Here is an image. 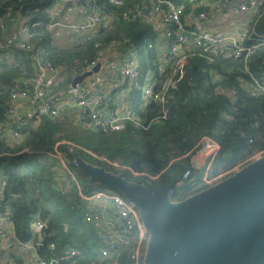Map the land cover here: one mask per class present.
<instances>
[{
  "label": "trees",
  "instance_id": "obj_1",
  "mask_svg": "<svg viewBox=\"0 0 264 264\" xmlns=\"http://www.w3.org/2000/svg\"><path fill=\"white\" fill-rule=\"evenodd\" d=\"M47 1L0 0V19L4 21L0 41L8 36H19L16 27L21 17L29 25L38 22V25H30L26 40L36 47H44L46 57L65 71L62 72L66 74L62 86L71 81L75 74L73 70L96 57L99 42H112V49L121 53L119 59L129 58L127 54L134 47L140 66L155 56L156 49L161 46L160 38L165 28L158 27L160 34L154 32L151 22L144 17L135 20L113 17L106 27L96 30L89 39L72 38L59 43L57 36L56 40L52 35L48 37L52 30L40 24L48 19L45 12ZM171 1L184 4L187 12L190 10L184 0ZM97 2L103 12L111 11L116 16L135 2L148 4V0H123L122 6L114 5L111 0ZM261 9L257 30L264 32V4ZM6 12L11 13L12 20L5 17ZM149 41L154 43V48L146 47ZM11 58L0 61V178L6 180L2 203L10 207L16 238L22 241L30 239L29 222L37 214L46 222V232L57 229L62 223L69 227L86 225L81 215L82 204L76 200L74 188L62 182L60 164L51 154L55 144L70 159L77 156L90 168L120 175L127 181L151 188L173 186L185 166H190V160L205 135L220 145L211 171L213 176L221 174L218 181L254 160L258 152L264 154V93L251 96L246 91L240 80L246 74L242 57L223 59L216 54L215 60L208 62L197 55L189 56L185 78L167 92L165 117H159L162 113L159 104L145 101L139 91L134 95L133 86L128 94L132 98L134 115L143 126L126 120L120 130L82 126L68 108L55 117H41L37 124L30 118L28 123L21 125L19 115L8 112L9 88L13 80L27 75L24 70L34 72L33 61L25 59L19 49L12 50ZM248 63L258 78L264 76V44L254 50ZM191 72L197 78L195 84L189 80ZM216 73L218 77L214 76ZM5 126L10 128V134ZM15 130L19 132L18 137L13 134ZM101 156L117 160L139 174L112 167ZM75 173L84 191L100 189L81 169H76ZM202 173L203 167L193 169L191 179L170 196L171 203L182 201L209 186L199 183ZM86 236L89 237V233ZM147 236L146 233V240ZM43 238L45 242L49 241L45 236ZM57 242H61L60 238ZM39 254L49 257L42 248ZM7 258H13L15 264L23 263L11 253ZM92 258V253L84 250L75 264H89ZM129 263V256L122 258V264Z\"/></svg>",
  "mask_w": 264,
  "mask_h": 264
},
{
  "label": "built area",
  "instance_id": "obj_2",
  "mask_svg": "<svg viewBox=\"0 0 264 264\" xmlns=\"http://www.w3.org/2000/svg\"><path fill=\"white\" fill-rule=\"evenodd\" d=\"M111 1L114 5L123 4V0ZM184 1L190 5L188 12L184 4H175L171 0H149L150 4L146 6V18L150 21L157 19L165 25L160 42L168 49L169 54H166L167 60L153 56L144 63L143 77L148 69L150 77L148 83L144 84L143 78L138 84L141 97L145 101L159 104L162 107L159 117H165L167 92L176 88L185 78L187 58L197 55L208 62H213L216 54L223 59L242 57V68L246 74L241 76L240 80L245 84L243 86L246 91L251 96L264 93V76L258 78L250 70L248 63L254 50L264 44V32L257 30L264 0H235L234 9L221 3L229 0ZM205 5L208 6L206 11L201 10L194 14L196 6ZM142 9V4L135 2L116 16L111 11L103 12L97 0H48L45 7L48 19L41 21L40 24L48 30H54L55 36L69 34L76 40L89 39L96 30L106 27L113 17L135 20L143 16ZM232 10L243 14L244 18L224 29L215 24L216 20L228 17ZM5 17L12 20L10 12H6ZM38 24L33 22L30 25ZM30 25L21 17L16 27L19 36H8L4 41H0V61L4 58L12 60L13 49L23 51L25 59L33 61L34 72L24 70L27 75L13 80L9 88L7 102L9 113L17 114L15 104L17 100L28 99L32 106L28 112L19 115L18 122L21 125L28 123L30 118L37 124L41 117H55L68 108L75 113L77 123L86 127L100 126L120 130L126 120H133L137 126H143L134 115L132 100L126 101L122 113L104 110V106L112 101L113 96L110 92L103 91L101 87L104 80L125 84L127 88L135 85L141 66L134 47L127 54L129 58L119 59L118 56H107V51L113 46L112 42L104 44L99 42L96 57L73 70L75 76L91 70L98 64L97 71L92 74L93 77L85 81L84 85L79 83L72 85L70 81L62 86L66 77L61 75L59 69L46 57V49L36 47L26 40L28 39L26 35H30L28 33ZM0 28H4L2 19ZM146 47L152 49L153 42L149 41ZM195 47L197 50H194ZM106 71H112L114 80L111 79V75L105 74ZM214 76L218 77V74ZM154 85H157V88H154ZM4 128L7 129V126ZM13 134L19 136L16 130ZM219 148L220 145L215 139L203 136L190 160V166H185L180 178L169 187V196L173 195L177 188L182 187L186 180L191 179L193 169L200 167H203V173L199 183L207 185L215 183L221 174L213 176L211 171ZM51 154L60 164L62 182L74 188L75 198L82 204L81 215L86 225L69 227L62 223L57 229L46 232L47 224L37 214L29 222L30 239L26 241L17 239L11 209L2 203L6 180L1 177L0 254L4 246L7 244L11 246L12 241H16L31 254L22 264H75L76 258L84 250L93 255L89 264H98L101 261H105L106 264H122V258L125 256H129L131 260L129 264H144L147 232L135 204L112 189L84 191L75 173L80 165L78 160L75 157L68 158L56 144ZM100 158L112 167L120 170L129 169L133 174H139L117 160H109L102 156ZM147 176L155 178L149 174ZM86 233H89V237ZM44 236L49 239L48 242L44 241ZM58 238L61 240L60 243L57 242ZM41 248L49 257L39 254ZM2 260L4 259H0V264H4Z\"/></svg>",
  "mask_w": 264,
  "mask_h": 264
},
{
  "label": "water",
  "instance_id": "obj_3",
  "mask_svg": "<svg viewBox=\"0 0 264 264\" xmlns=\"http://www.w3.org/2000/svg\"><path fill=\"white\" fill-rule=\"evenodd\" d=\"M207 9L196 6L194 14ZM98 66L73 76L71 84L84 85ZM189 80L195 84L193 72ZM75 159L91 180L117 186L141 207L148 235L144 264H264V154L176 203L169 185L151 188Z\"/></svg>",
  "mask_w": 264,
  "mask_h": 264
},
{
  "label": "crops",
  "instance_id": "obj_4",
  "mask_svg": "<svg viewBox=\"0 0 264 264\" xmlns=\"http://www.w3.org/2000/svg\"><path fill=\"white\" fill-rule=\"evenodd\" d=\"M126 1V0H124ZM173 2V1H172ZM98 3V2H97ZM125 3V2H124ZM223 5H226L228 8H233L235 7V0H229V1H224V2H221ZM99 4V3H98ZM149 0H148V4L147 5H142V7H146V6H149ZM100 5V4H99ZM101 6V5H100ZM122 6V5H121ZM147 8V7H146ZM143 10V9H142ZM113 13V12H112ZM146 14V13H145ZM145 14H143L142 17L146 18ZM235 16V17H234ZM244 18V15L243 14H240V13H236L235 11L232 10V13L228 15V17L226 18H222V19H218L215 21V23L221 27L222 29L224 28H227L229 27L230 25H232V23H235L237 21H240ZM147 19V18H146ZM148 20V19H147ZM149 22H151V25H152V28L154 30V32L156 33H159L160 34V28H165V25L162 24L159 20L155 19V20H148ZM110 22V21H109ZM229 23V24H228ZM109 24V23H108ZM211 24V23H210ZM158 27H160L158 30ZM58 39H61L63 36L62 35H57ZM153 46H154V43H153ZM114 48V47H113ZM154 48V47H153ZM169 54L168 53V49L163 47L162 45L156 49V55L157 57L159 58H163L165 60H167V55ZM107 56L108 57H114V56H121V53H119L116 49H109L107 51ZM58 68V67H57ZM59 69V72L61 75H63L64 77H66V74L65 73H62V72H65V71H62V69H60V67L58 68ZM106 75H111V79L114 80V76H113V73L112 71H106L105 73ZM93 77L92 76H89L86 78V81L90 80L91 78ZM102 90L103 91H108L112 94L113 96V99L112 101L109 103V104H106L104 106V110H112V111H116L118 113H122V110L125 106V103L127 100H132L131 96H129L128 92L130 90V88H127V86L125 84H122V83H118L116 81H103L102 82ZM15 104L17 105V114L20 115V114H23V113H26L28 112L32 106L30 105V102L28 101V99H23V100H17V102H15ZM69 110V109H68ZM76 111V110H75ZM70 113H72V115L74 116V113L69 110ZM66 116H70V115H66ZM6 132H10V128L7 126V129H5ZM13 260L11 259H4V264H14L12 263ZM14 262V261H13Z\"/></svg>",
  "mask_w": 264,
  "mask_h": 264
},
{
  "label": "rangeland",
  "instance_id": "obj_5",
  "mask_svg": "<svg viewBox=\"0 0 264 264\" xmlns=\"http://www.w3.org/2000/svg\"><path fill=\"white\" fill-rule=\"evenodd\" d=\"M51 35L53 36L54 40L57 39L56 36H55V31H52L51 34H49L48 37H51ZM72 38H73V36H70L69 34H65L61 39L57 40V42H59V43L68 42L69 39H72ZM144 74H145V66H144V63H142L141 64V68H140L139 76L137 77L136 82H135V85H134V90H133V94L134 95H137L138 94V84H140L142 82L143 78H144V80H143V83L144 84H146V83L149 82V77H150V71H149V69L147 70V73H146L145 77H143ZM7 133L10 134V132H7ZM261 155L262 154H257L255 157H259ZM94 182L96 184H98L101 189H105L106 188V189H112L114 191L119 192L129 202H133V200H134L130 195L123 194L117 186L111 185V184L105 182L104 180H102L101 178H95L94 179ZM45 196H48V193H45ZM140 209H141V207L139 206L138 211H140L139 213L141 214L142 213L141 212L142 209L141 210ZM10 253L13 254V257L14 258H20V259H22L23 262H26L30 258V256H31L30 251L27 248H24L21 245H19L16 241H12L11 246L9 244H7L6 246H4L2 248V251H1V254H0V259H6ZM11 260H13V258H11ZM2 262H4V260H2ZM12 263H14V262L12 261Z\"/></svg>",
  "mask_w": 264,
  "mask_h": 264
}]
</instances>
